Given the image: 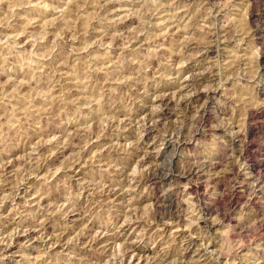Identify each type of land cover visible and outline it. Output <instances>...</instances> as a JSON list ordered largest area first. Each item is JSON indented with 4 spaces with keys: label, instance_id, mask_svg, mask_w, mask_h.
Masks as SVG:
<instances>
[{
    "label": "rangeland",
    "instance_id": "rangeland-1",
    "mask_svg": "<svg viewBox=\"0 0 264 264\" xmlns=\"http://www.w3.org/2000/svg\"><path fill=\"white\" fill-rule=\"evenodd\" d=\"M263 73L264 0H0V264H264Z\"/></svg>",
    "mask_w": 264,
    "mask_h": 264
},
{
    "label": "bare ground",
    "instance_id": "bare-ground-1",
    "mask_svg": "<svg viewBox=\"0 0 264 264\" xmlns=\"http://www.w3.org/2000/svg\"><path fill=\"white\" fill-rule=\"evenodd\" d=\"M86 1H87V0H86ZM78 2H82V1H78ZM83 2H84V1H83ZM74 4H75V3H74ZM74 4H73V6H74ZM76 4H78V6H79V3H76ZM163 4H164V3H163ZM167 4H168V3H167ZM73 6H72V7H73ZM75 6H77V5H75ZM168 7H169V6H168ZM73 8H74V7H73ZM73 8H72V9H73ZM76 8H77V7H76ZM76 8H75V9H76ZM147 10H148V9H147ZM250 10H251V9H250ZM73 11H74V9H73ZM153 11H154V10H153ZM235 27H236V25H235ZM237 27H238V25H237ZM244 27H245V26H244ZM232 29H234V27H233ZM236 29H237V28H236ZM241 29H242V28H241ZM242 30H243V29H242ZM239 31H240V30H239ZM77 32H78V31H77ZM232 32H233V30H232ZM244 32H246V31L244 30ZM255 36H256V34H255ZM257 42H258V41H257ZM236 59H237V58H235L234 62L236 61ZM238 61H240V60L237 59L236 62H237V63H240V62H238ZM61 63H62V62H61ZM235 64H236V63H235ZM63 66H64V65H63ZM236 66H237V65H236ZM129 67H130V66H129ZM233 67H234V65H233ZM234 69H235V67H234ZM236 69H237V68H236ZM179 71H180V70H179ZM232 71H233V69H232ZM236 71H237V70H236ZM236 71H235V72H236ZM158 72H159V71H158ZM263 74H264V73H263ZM77 76H78V75H77ZM82 77H83V76H82ZM54 85H55V84H54ZM166 85H167V84H166ZM263 86H264V85H263ZM50 88H52V87H50ZM259 88H260V87H259ZM262 90H264V87H262ZM259 91H260V90H259ZM86 93H87V92H86ZM91 94H92V93H91ZM263 95H264V94H263ZM77 97H78V96H77ZM165 99H166V98H165ZM165 99H164V100H165ZM173 100H174V99H173ZM184 100H185V99H184ZM177 101H178V100H177ZM165 103H166V105H170V101H169V99H168V100H165ZM186 105H187V104H186ZM263 105H264V104H263ZM254 106H255V105H254ZM183 107H184V106H183ZM260 110H261V109H260ZM109 111H110V110H109ZM167 111H168V110H167ZM167 111L163 112V114H169ZM154 112H155V111H154ZM159 112H160V111H159ZM259 112H260V111H259ZM170 113H171V112H170ZM115 114H116V113H115ZM152 114H153V113H152ZM162 116H163V115H162ZM162 116H160V117H162ZM158 117H159V115H158ZM168 117H169V116H168ZM156 121H157V120H156ZM118 122H119V121H118ZM156 123H157V122H156ZM155 127H156V126H155ZM155 127H154V126H150V127H148L146 130H147L148 133L150 134V132H152V131L154 130ZM147 131H146V132H147ZM152 133H153V132H152ZM172 134H173V133H172ZM153 137H154V136H153ZM175 137H176V136H175ZM169 138H170V137H169ZM172 139H173V138H172ZM172 139H170V140H172ZM153 140H154V139H153ZM165 142H167V141H165ZM70 145H71V144H70ZM171 145H172V144H171ZM70 149H71V148H70ZM124 150H125V149H124ZM173 153H174V152H173ZM175 153H176V152H175ZM179 154H180V153H179ZM149 157H150V156H149ZM210 157H211V156H210ZM143 158H144V157H143ZM247 159H248V158H247ZM150 160H151V159H150ZM177 161H178V160H177ZM177 161H176V163H177ZM165 162H166V161H165ZM252 163H253V162H252ZM75 164H76V163H75ZM145 164H146V163H145ZM166 164H167V163H166ZM167 165H168V164H167ZM170 166H171V165H170ZM175 166H176V165H175ZM177 166H178V165H177ZM167 167H168V166H167ZM156 168H157V167H156ZM158 168H159V167H158ZM161 168H162V167H161ZM163 168H164V167H163ZM2 169H3V168H2ZM173 169H174V168H173ZM250 169H251V168H250ZM156 170H157V169H156ZM160 170H162V169H160ZM163 170H165V168H164ZM171 170H172V169H171ZM152 171H153V170H152ZM175 171H176V170H175ZM190 171H191V170H190ZM258 171H259V170H258ZM162 172H163V171H162ZM191 172H192V171H191ZM147 174H148V173H147ZM162 174H163V173H162ZM164 174H165V173H164ZM182 174H183V173H182ZM1 175H2V174H1ZM160 175H161V174H160ZM3 177H4V176H3ZM157 177H158V176L156 175V173H151L150 175H148L147 178H148V181H149L150 183H154V182L156 181ZM164 177H165V176H163V178H164ZM147 178H146V179H147ZM141 179H142V178H141ZM258 179H260V178H257V180H258ZM263 179H264V178H263ZM142 180H143V179H142ZM257 180H255V184H256V181H257ZM140 181H141V180H140ZM140 181H139V182H140ZM261 181H262V180H261ZM156 182H157V181H156ZM257 182H258V181H257ZM262 182L264 183V181H262ZM176 183H179V182H176ZM106 184H107V183H106ZM181 184H182V183H181ZM181 184H180V185H181ZM153 185H154V184H153ZM258 185H259V184H258ZM105 188H106V187H105ZM114 188H115V187H114ZM101 189H102V188H101ZM112 189H113V188H112ZM102 191H103V190H102ZM108 191H109V190H108ZM177 191H178V190H177ZM107 193H108V192H107ZM166 193H167V192H166ZM42 195H43V194H42ZM53 195H54V194H53ZM118 195H119V194H118ZM126 195H127V194H126ZM49 196H51V195H49ZM40 199H41V198H40ZM108 200H109V199H108ZM59 201H60V200H59ZM91 201H92V200H91ZM104 201H105V200H104ZM176 201H177V200H176ZM47 202H48V201H47ZM172 203H173V202H172ZM172 203H170V206L172 205ZM177 203H178V202H177ZM56 205H57V204H56ZM165 205H166V204H165ZM175 205H176V204H175ZM177 205H178V204H177ZM178 206H179V205H178ZM67 207H68V206H67ZM171 207H172V206H171ZM60 208H62V207H60ZM60 208H59V209H60ZM168 208H169V207H168ZM177 208H178V207H176L175 209L177 210ZM165 209H167V207H166ZM175 209H174V210H175ZM181 209H182V208H181ZM170 210H172V208H171ZM58 211H59V210H58ZM165 211H166V210H165ZM168 211H169V210H168ZM65 212H66V211H65ZM160 212H161V211H160ZM178 212H179V211H178ZM183 212H184V211H183ZM161 213H162V212H161ZM165 213H166V212H165ZM180 213H182V212L180 211ZM174 214H176V213L174 212ZM174 214H173V215H174ZM159 215H160V214H159ZM159 215H158V216H159ZM164 215H166V214H164ZM173 215L171 214L172 217H174ZM180 215H181V214H179V216H180ZM167 216H168V215H167ZM171 216H170V217H171ZM177 218L180 219L179 217H177ZM181 218H182V217H181ZM164 220H166V219H164ZM158 221H159V220H158ZM160 221H161V220H160ZM162 222H163V221H162ZM164 222H165V221H164ZM172 223H173V222H172ZM33 225H34V224H33ZM163 227H164V226H163ZM45 228H46V227H45ZM33 230H34V229H33ZM35 230H37V229H35ZM30 232H31V231H30ZM24 234H25V233H24ZM24 234H23V235H24ZM27 234H28V232H27ZM30 234L33 235L32 233H30ZM30 234H29V235H30ZM57 235H58V234H57ZM60 235H61V234H60ZM60 235H58V236H60ZM10 238H11V237H10ZM51 238H52V237H51ZM56 238H57V237H56ZM60 238H61V237H60ZM60 238H59V239H60ZM54 239H55V238H54ZM55 240H56V239H55ZM62 240H63V239H62ZM10 241H12V238H11ZM15 241H16V240H15ZM56 241H60V240H56ZM94 241H95V240H94ZM54 243H55V241H54ZM10 244H11V242H10ZM10 244H9V245H10ZM128 246H129V244H128ZM7 247H8V246H7ZM7 247H6V248H7ZM126 247H127V246H126ZM127 248H129V247H127ZM127 248H126V249H127ZM130 248H131V246H130ZM140 256H141V255H140ZM138 261H139V260H138ZM135 264H136V263H135Z\"/></svg>",
    "mask_w": 264,
    "mask_h": 264
}]
</instances>
